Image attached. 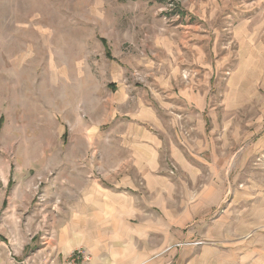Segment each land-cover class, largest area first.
Returning a JSON list of instances; mask_svg holds the SVG:
<instances>
[{
    "label": "rangeland",
    "instance_id": "374dc122",
    "mask_svg": "<svg viewBox=\"0 0 264 264\" xmlns=\"http://www.w3.org/2000/svg\"><path fill=\"white\" fill-rule=\"evenodd\" d=\"M250 1L0 0V232L9 248H35L27 230L45 216L55 218L53 207L42 203V172H79L86 166L74 158L82 131L72 128L87 121L90 111L99 124L105 122L117 85L162 91L197 79L200 66L187 63L170 86L159 80L194 60L196 48L201 58L221 57L226 49L234 57L236 8ZM231 71L210 82L209 103L219 109L218 119L236 124L226 130L236 157L227 167L225 197L210 223L225 211L241 214L246 224L242 220L241 234L227 238L226 246L240 264H264V80H235L244 85L241 110L223 114ZM197 83L196 90L202 89ZM176 129L183 138L194 137L187 113H178ZM237 158L240 167L234 171ZM250 214L258 216L255 224H248ZM236 224L230 221L231 232ZM16 229L23 238L17 246L10 238Z\"/></svg>",
    "mask_w": 264,
    "mask_h": 264
},
{
    "label": "crops",
    "instance_id": "0c3cea01",
    "mask_svg": "<svg viewBox=\"0 0 264 264\" xmlns=\"http://www.w3.org/2000/svg\"><path fill=\"white\" fill-rule=\"evenodd\" d=\"M232 38L234 57L226 49L221 57L201 58L203 52L196 48L195 54L191 51L194 60L177 65L169 77L159 76L170 86L182 66H200L198 78H189L184 87L176 84V89H161L163 93L117 85L105 122L99 124L97 113L88 112L87 121L72 128L82 131L74 158L86 166L79 172H42V203L53 207L55 218L45 216L27 230V240L37 242L30 250L17 246L23 239L18 229L10 233L15 248L8 247L0 232V264H19L47 252L61 264L78 248L85 249L91 264H240L226 240L241 234L246 218L225 211L210 223L225 197L227 167L236 157L235 144L230 150L226 143V130L236 124L218 119L219 109L209 103L210 82L232 68L220 110L225 114L241 110L244 85L235 80H264V0L236 8ZM97 103L94 94V107ZM178 113H187L194 126L192 139L176 131ZM103 125L105 131L99 132ZM239 167L237 158L234 171ZM249 217L248 224L257 222L258 216ZM230 221L239 225L232 232Z\"/></svg>",
    "mask_w": 264,
    "mask_h": 264
},
{
    "label": "built area",
    "instance_id": "2783aa9c",
    "mask_svg": "<svg viewBox=\"0 0 264 264\" xmlns=\"http://www.w3.org/2000/svg\"><path fill=\"white\" fill-rule=\"evenodd\" d=\"M19 264H58V263L54 254L52 253L50 254L47 252L44 255H39L38 257H33L31 259H28V261L24 260ZM61 264H91V258L84 248H78L72 251L71 254L67 258H65V260Z\"/></svg>",
    "mask_w": 264,
    "mask_h": 264
}]
</instances>
